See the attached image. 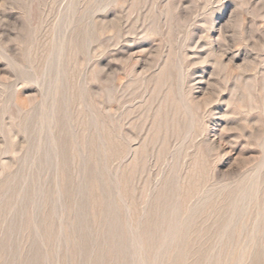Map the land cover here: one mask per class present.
I'll use <instances>...</instances> for the list:
<instances>
[{
  "label": "rangeland",
  "instance_id": "374dc122",
  "mask_svg": "<svg viewBox=\"0 0 264 264\" xmlns=\"http://www.w3.org/2000/svg\"><path fill=\"white\" fill-rule=\"evenodd\" d=\"M0 264H264V0H0Z\"/></svg>",
  "mask_w": 264,
  "mask_h": 264
},
{
  "label": "bare ground",
  "instance_id": "6f19581e",
  "mask_svg": "<svg viewBox=\"0 0 264 264\" xmlns=\"http://www.w3.org/2000/svg\"><path fill=\"white\" fill-rule=\"evenodd\" d=\"M177 100V99H176ZM178 101V100H177ZM165 106V105H164ZM172 106V105H171ZM183 109H185V108H183ZM178 110V109H177ZM184 114V113H183ZM177 117V116H176ZM182 117V116H181ZM184 124V123H183ZM197 130V129H196ZM182 131V130H181ZM179 132H180V130H179ZM179 134V133H178ZM108 140V139H107ZM153 141V140H152ZM115 142V141H114ZM191 142V141H190ZM116 143V142H115ZM107 145V144H106ZM145 148V147H144ZM141 153V152H140ZM141 155H142V153H141Z\"/></svg>",
  "mask_w": 264,
  "mask_h": 264
}]
</instances>
